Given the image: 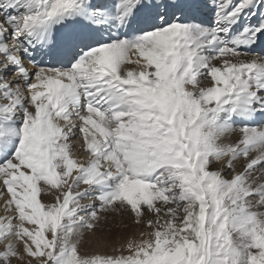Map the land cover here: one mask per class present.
<instances>
[{
	"label": "snow or ice",
	"instance_id": "snow-or-ice-1",
	"mask_svg": "<svg viewBox=\"0 0 264 264\" xmlns=\"http://www.w3.org/2000/svg\"><path fill=\"white\" fill-rule=\"evenodd\" d=\"M262 42L264 0H0V264H264Z\"/></svg>",
	"mask_w": 264,
	"mask_h": 264
},
{
	"label": "rangeland",
	"instance_id": "rangeland-1",
	"mask_svg": "<svg viewBox=\"0 0 264 264\" xmlns=\"http://www.w3.org/2000/svg\"><path fill=\"white\" fill-rule=\"evenodd\" d=\"M43 199L45 201L48 200V197L45 196L43 197ZM124 223L128 225V231L124 232L122 235L117 232L111 240L107 241V242H102L101 244V251H107V252H111L113 247H119L120 243L123 242V237H128V238H136L139 239V233L141 231L143 232H147L149 231V229H147L144 225H140V226H135L132 224V221L129 217H125L124 218ZM112 231V225L110 224L108 228L105 229V232H110Z\"/></svg>",
	"mask_w": 264,
	"mask_h": 264
},
{
	"label": "bare ground",
	"instance_id": "bare-ground-1",
	"mask_svg": "<svg viewBox=\"0 0 264 264\" xmlns=\"http://www.w3.org/2000/svg\"><path fill=\"white\" fill-rule=\"evenodd\" d=\"M260 49H264V42H262L256 49L255 52L260 55H264V52H261Z\"/></svg>",
	"mask_w": 264,
	"mask_h": 264
}]
</instances>
